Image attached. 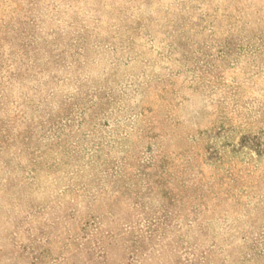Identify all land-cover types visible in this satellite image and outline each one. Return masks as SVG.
I'll use <instances>...</instances> for the list:
<instances>
[{"label": "rangeland", "instance_id": "obj_1", "mask_svg": "<svg viewBox=\"0 0 264 264\" xmlns=\"http://www.w3.org/2000/svg\"><path fill=\"white\" fill-rule=\"evenodd\" d=\"M0 264H264V0H0Z\"/></svg>", "mask_w": 264, "mask_h": 264}]
</instances>
